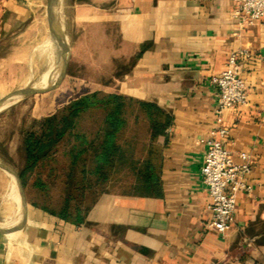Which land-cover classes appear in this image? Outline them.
<instances>
[{
    "label": "crops",
    "instance_id": "obj_1",
    "mask_svg": "<svg viewBox=\"0 0 264 264\" xmlns=\"http://www.w3.org/2000/svg\"><path fill=\"white\" fill-rule=\"evenodd\" d=\"M32 1L0 0V43L28 27ZM60 3L75 24L116 33L118 93L171 114L172 125L159 139L163 194H104L79 225L32 206L25 211L19 194L17 208L0 222V264H264V20L240 28L234 0ZM239 53L246 54L239 70L248 102L225 111L223 122L234 161L241 164L246 154L252 162V192L239 194L236 223L222 235L209 226L200 141L217 124L219 91L211 80ZM14 57L16 70L21 61ZM14 84L1 86L0 99L22 85Z\"/></svg>",
    "mask_w": 264,
    "mask_h": 264
},
{
    "label": "rangeland",
    "instance_id": "obj_2",
    "mask_svg": "<svg viewBox=\"0 0 264 264\" xmlns=\"http://www.w3.org/2000/svg\"><path fill=\"white\" fill-rule=\"evenodd\" d=\"M60 2L61 0H57L56 3L57 20L69 49L66 77L55 88L18 98L0 109V159L10 165L19 176L24 173L26 185L23 187L27 203L35 208H39V205L50 208L60 206L66 191L63 184L67 168L66 145L59 143L51 151L49 158L27 170V135L32 133L39 136L46 119L58 117L64 108L87 94L99 93L104 96L118 92L116 72L120 67L113 55L118 43L116 33L102 32L98 26L75 24L72 14L64 13ZM32 10V20L27 24L28 27H20L12 38L0 43V91L1 86L15 85V82L22 84L4 97L18 90L51 85L62 71L63 60L60 58L55 35L52 34L48 0H33ZM11 55H15L12 59L21 61L17 63L16 70L11 64ZM4 58L8 61H3ZM57 70V77L48 82V78ZM91 122V117L86 118L84 128ZM0 171L3 176L0 184L2 222L5 211L17 208L16 197L19 190L9 173L2 167ZM72 192L76 195V192Z\"/></svg>",
    "mask_w": 264,
    "mask_h": 264
},
{
    "label": "trees",
    "instance_id": "obj_3",
    "mask_svg": "<svg viewBox=\"0 0 264 264\" xmlns=\"http://www.w3.org/2000/svg\"><path fill=\"white\" fill-rule=\"evenodd\" d=\"M88 117L92 122L84 128ZM172 122L171 114L157 104L118 92L87 94L73 101L58 117L44 121L39 136L30 133L25 140L27 170L49 158L59 143L66 145V191L60 206L39 208L79 225L104 194L161 197L159 139Z\"/></svg>",
    "mask_w": 264,
    "mask_h": 264
},
{
    "label": "built area",
    "instance_id": "obj_4",
    "mask_svg": "<svg viewBox=\"0 0 264 264\" xmlns=\"http://www.w3.org/2000/svg\"><path fill=\"white\" fill-rule=\"evenodd\" d=\"M234 1L233 15L240 28L249 29L264 20V0ZM243 55L246 54L230 56L225 70L211 80L219 91L217 124L209 137L200 141L206 147L202 177L211 200L209 226L222 235H226L236 223L239 194L252 192V186L247 182L252 162L246 154L241 155V164L234 161L226 147L229 130L223 122L225 111L248 102L247 84L239 70V60Z\"/></svg>",
    "mask_w": 264,
    "mask_h": 264
},
{
    "label": "water",
    "instance_id": "obj_5",
    "mask_svg": "<svg viewBox=\"0 0 264 264\" xmlns=\"http://www.w3.org/2000/svg\"><path fill=\"white\" fill-rule=\"evenodd\" d=\"M56 3H57V0H48V12H49L50 22H51V26H52V34L55 35L56 43H57V46L60 50V58H62V60H63V68H62V72H61L59 78L54 83H51V85H49L45 88L33 87V88L18 90V91H15V92L9 94L8 96H6L2 100H0V108L2 107V105L4 103H6L10 100L23 98V97H27V96H33V95L42 93L46 90L55 88L66 77L67 69H68V65H69V62H68L69 49L67 48V46L64 42V39H63V36L61 33V29L59 28V25H58L57 14H56ZM0 167L8 170L16 178L21 196L23 198V207H24V210L26 211L28 203H27L24 187H23L22 182L20 180V176L17 174V172L10 165L3 162L1 159H0Z\"/></svg>",
    "mask_w": 264,
    "mask_h": 264
},
{
    "label": "bare ground",
    "instance_id": "obj_6",
    "mask_svg": "<svg viewBox=\"0 0 264 264\" xmlns=\"http://www.w3.org/2000/svg\"><path fill=\"white\" fill-rule=\"evenodd\" d=\"M58 3H59V2H58ZM62 5H63V4H62ZM62 9H63V8H62ZM61 13H62V12H61ZM59 19H60V18H59ZM62 24H63V23H62ZM62 68H63V66H62ZM58 71H59V70H57V72H56L55 74H53V76H51V78H48V79H49L48 82L51 81L52 79H54L55 77H57V75H58V73H59ZM61 72H62V71H61ZM49 73H50V72H49ZM60 74H61V73H60ZM59 76H60V75H59ZM59 76H58V78H59ZM46 77H47V76H46ZM58 78H57V79H58ZM57 79H56V80H57ZM56 80H55V81H56ZM43 81H44V80H43ZM43 81H42V83H43ZM55 81H54V82H55ZM54 82H52V83H54ZM50 84H51V83H50ZM47 86H49V84L38 85V86H36V87H37V88H45V87H47ZM14 100H16V99H13V100H10V101L4 103V104L2 105L1 108L7 106L10 102H12V101H14ZM1 108H0V109H1ZM5 171H6L7 173H9V175L12 177V180H13V182H14L13 184L16 185L17 188H18V190H19V187H18V184H17V180H16V178H15V177H14V176H13L8 170L5 169ZM13 188H14V187H13ZM7 192H8V191H7ZM18 193L21 194V193H20V190H19ZM6 195H7V194H6ZM6 204H7V203H6ZM22 217H23V216H22ZM21 219H22V218H21Z\"/></svg>",
    "mask_w": 264,
    "mask_h": 264
}]
</instances>
